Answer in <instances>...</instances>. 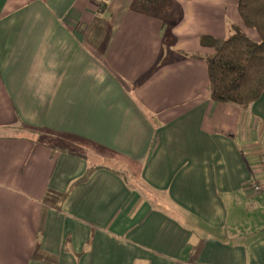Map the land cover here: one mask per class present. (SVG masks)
I'll use <instances>...</instances> for the list:
<instances>
[{"label":"crops","instance_id":"crops-1","mask_svg":"<svg viewBox=\"0 0 264 264\" xmlns=\"http://www.w3.org/2000/svg\"><path fill=\"white\" fill-rule=\"evenodd\" d=\"M138 1L0 0V264H264V94L212 100L201 43L227 10Z\"/></svg>","mask_w":264,"mask_h":264},{"label":"trees","instance_id":"trees-1","mask_svg":"<svg viewBox=\"0 0 264 264\" xmlns=\"http://www.w3.org/2000/svg\"><path fill=\"white\" fill-rule=\"evenodd\" d=\"M139 1L147 10H163L160 0ZM236 4L244 24L257 32L258 39L233 25L230 35H202L201 43L213 49L206 58L212 100L246 108L264 94V0H236ZM99 24L103 28L102 21Z\"/></svg>","mask_w":264,"mask_h":264},{"label":"rangeland","instance_id":"rangeland-1","mask_svg":"<svg viewBox=\"0 0 264 264\" xmlns=\"http://www.w3.org/2000/svg\"><path fill=\"white\" fill-rule=\"evenodd\" d=\"M214 1H216V2L220 1L223 4V8L225 10H227L226 11L227 14H224V18H226V20H227L226 33L223 35V37L230 35L233 32V25H237L242 30H244L246 33H248L251 37L258 39L257 32L254 29L249 28L244 24L242 18L240 17V15L237 11V8L235 9V0H214ZM195 4H197V7H201V9L202 8L205 9V6H206V8H208V5H207L205 0H198L197 3H195ZM219 6L221 7V5H219ZM219 6H214L213 14L219 15L218 11H215L217 8H219ZM202 12L203 11H201L200 13H202Z\"/></svg>","mask_w":264,"mask_h":264},{"label":"built area","instance_id":"built-area-1","mask_svg":"<svg viewBox=\"0 0 264 264\" xmlns=\"http://www.w3.org/2000/svg\"><path fill=\"white\" fill-rule=\"evenodd\" d=\"M252 186L256 192H260L263 189V185L261 183H252Z\"/></svg>","mask_w":264,"mask_h":264}]
</instances>
